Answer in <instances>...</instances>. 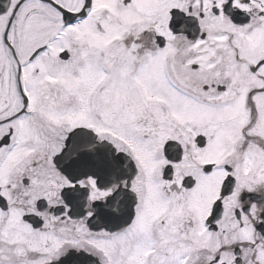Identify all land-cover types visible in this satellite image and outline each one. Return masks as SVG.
Segmentation results:
<instances>
[{"label":"snow or ice","instance_id":"snow-or-ice-1","mask_svg":"<svg viewBox=\"0 0 264 264\" xmlns=\"http://www.w3.org/2000/svg\"><path fill=\"white\" fill-rule=\"evenodd\" d=\"M0 264H264V0H0Z\"/></svg>","mask_w":264,"mask_h":264}]
</instances>
